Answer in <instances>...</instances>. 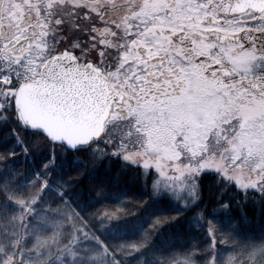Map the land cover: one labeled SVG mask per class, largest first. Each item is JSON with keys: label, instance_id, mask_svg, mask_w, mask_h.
<instances>
[{"label": "snow or ice", "instance_id": "obj_1", "mask_svg": "<svg viewBox=\"0 0 264 264\" xmlns=\"http://www.w3.org/2000/svg\"><path fill=\"white\" fill-rule=\"evenodd\" d=\"M105 7L123 9L121 21L114 20L111 28L101 31V51L97 52L99 65L105 68L100 74L106 81L110 78L111 90L115 92L108 104V115L115 123L106 118L98 132L76 142L49 137L52 145L59 144L66 150L60 157L63 164L85 166L84 161L75 157L73 165H69L67 153L94 149L89 159L99 158V164H93L90 174L109 159L113 166L140 170V175L148 170L140 190L148 204L141 211L148 214V227L153 234L145 230L143 243L132 246L130 255L139 264H145L149 249L164 250L158 241L170 245L173 233L183 234L184 228L192 231L193 220L199 223V234L210 242L206 243L207 250L214 252L212 224L219 223L221 214L235 231H241L236 223L239 214V225L250 226L264 240V113L252 116L242 110L254 101L264 103V0H109ZM96 15L102 25L106 24L103 15ZM27 19L25 16L24 20ZM10 26L0 25L4 29ZM18 26L24 28V22L20 21ZM105 36L108 38L104 39ZM189 39L191 48L185 43ZM233 40L238 43H230ZM237 48L242 50L239 57L234 54ZM190 51L197 58L194 75L198 83L213 85L208 93L213 97L209 102L212 107L194 110L187 119H176L185 110L186 98L192 99L186 71ZM205 56L211 63L199 67ZM209 68L213 70L211 78L207 75ZM219 71L224 75L217 78ZM0 84L10 89L11 78L0 77ZM18 105L15 91L9 94L8 90H0L2 143L17 138L15 131L7 133L14 119H20L9 116L19 111ZM157 121L172 125L165 129L166 135L157 137L160 143L153 138L160 127ZM119 123L131 127H126V136L117 142L109 138V133L118 135ZM21 127L37 131L34 124L29 128L24 123ZM134 136L135 146L144 149L136 156L128 154L126 143ZM43 152L46 154L37 156V160L52 162L55 168V147ZM40 168L46 170L47 164ZM207 177L215 178V207L211 209L203 183ZM160 201H166L167 206L155 211ZM149 204L153 207L149 208ZM164 212L172 214L161 218ZM134 219L143 224L139 214ZM205 255L194 246L186 259L173 264H197L196 258ZM213 262L214 256L202 264Z\"/></svg>", "mask_w": 264, "mask_h": 264}, {"label": "trees", "instance_id": "obj_2", "mask_svg": "<svg viewBox=\"0 0 264 264\" xmlns=\"http://www.w3.org/2000/svg\"><path fill=\"white\" fill-rule=\"evenodd\" d=\"M0 62V74L10 72L12 75L10 89L2 87L9 94L21 83L31 80L18 67H5L3 58ZM9 116L14 119L17 111ZM126 127L131 124H117L119 134L109 133V138L118 142L121 136H126ZM13 131L18 134L16 139L5 144L0 138V264H66L67 261L69 264H139L130 255L132 246L143 243L145 230L153 234L148 227V214L141 211L148 204L140 193L148 170L140 175V170L120 164L113 166L109 159L96 173L90 174L93 164H99V158L89 159L94 149L68 152L69 165H73L74 157L85 164L68 167L60 159L66 151L61 145H52L39 132L26 131L15 119L7 134ZM136 140L134 136L126 142L128 154L138 150ZM98 146L104 149L103 143ZM116 146L121 147L119 143ZM53 147L56 149L55 168L52 162L37 160V156L46 154L43 149ZM41 164H47V169L40 168ZM203 183L206 203L211 209L215 207L212 199L216 195L215 178L207 177ZM44 201L51 202L52 207L46 206ZM166 206V201H160L155 211H162L159 207ZM152 207L149 204V208ZM137 214L143 224L134 219ZM171 214L164 212L161 218ZM218 219L219 223L212 224L216 238L214 252L207 250L206 243L210 242L199 234V223L193 220L192 231L184 228L183 234L173 233L170 245L158 241L164 250L149 249L145 262L158 264L163 260L165 264H173L186 259L196 246L206 253L196 258L197 264L213 256V264H264V249L259 251L264 240L258 231L239 225V214L236 223L241 231H235L226 222L225 215H219ZM84 245L96 249L98 254L92 258L88 249L82 251Z\"/></svg>", "mask_w": 264, "mask_h": 264}, {"label": "flooded vegetation", "instance_id": "obj_3", "mask_svg": "<svg viewBox=\"0 0 264 264\" xmlns=\"http://www.w3.org/2000/svg\"><path fill=\"white\" fill-rule=\"evenodd\" d=\"M0 4V25H11L7 29L0 27V47L8 55L21 57L35 50L36 55H46L45 60H48L56 54L69 52L74 54L82 65L90 62L105 70L99 65L100 58L97 55V52L101 51L100 33L105 27L111 28L112 21L120 22L123 12V9L106 8L109 0H0ZM97 12L103 15L106 24L100 23ZM25 16L27 20H24ZM4 19L7 22H4ZM20 21L24 22V28L18 26ZM25 36L28 38L25 39ZM185 43L186 47H193L191 39ZM230 43L235 44L238 41L233 40ZM18 44L21 45L19 48H24L16 54L15 48ZM76 45H79V48L75 47ZM103 50L108 51L107 48ZM234 54L239 57L242 50L237 48ZM188 55L191 59L186 62V71L190 81L194 79L197 82L194 75L197 70V58L194 52L190 51ZM209 63L211 61L205 56L200 59L199 67H207ZM212 71L211 68L207 71L209 78L212 77ZM223 75V72L219 71L217 78ZM203 84L206 91L213 89L211 83ZM247 105L257 106L259 112L264 103L254 101ZM110 120L115 122L112 117Z\"/></svg>", "mask_w": 264, "mask_h": 264}, {"label": "water", "instance_id": "obj_4", "mask_svg": "<svg viewBox=\"0 0 264 264\" xmlns=\"http://www.w3.org/2000/svg\"><path fill=\"white\" fill-rule=\"evenodd\" d=\"M20 44L16 54L24 48ZM101 72L93 63L82 66L69 52L49 58L37 81H26L16 90L20 124L36 125L48 139L64 137L73 142L98 132L110 118L108 104L115 96Z\"/></svg>", "mask_w": 264, "mask_h": 264}, {"label": "rangeland", "instance_id": "obj_5", "mask_svg": "<svg viewBox=\"0 0 264 264\" xmlns=\"http://www.w3.org/2000/svg\"><path fill=\"white\" fill-rule=\"evenodd\" d=\"M22 9H25V8L22 7ZM0 14H2L1 4H0ZM4 22H7V21L4 19ZM0 24H1V21H0ZM0 51H2L0 53V59L1 58L4 59V64H5L4 66L5 67L15 66L16 69L18 67V69L22 70L24 73L26 72L27 76L30 79L38 77L39 69L42 66V64H44L45 59H46V55H44V56L36 55L37 53L34 52L35 50L31 51V52H29L26 55L21 56V57L10 56L7 53H5L1 47H0ZM0 65H1V62H0ZM5 73L7 75H9L8 77H10L12 79V77H11L12 75L10 72H5ZM4 86H6V85L2 84V86L0 87V90H5V89H2V87H4ZM204 86L205 85L203 83H198V81L196 82L194 79L191 80L190 95H191L192 99L188 100L186 98L185 103H184V109L185 110H184V112L177 114L175 117L176 119H181V118L187 119L190 116L191 112L194 110H197L200 108H204L205 110H207V109L212 107V105L209 102L213 99V97L207 95L212 90L208 89L206 91L205 89H203V88H205ZM12 91H15V90H12ZM167 103H170V101H168ZM257 108H258L257 106L246 105L242 110L245 111L247 114L252 115V116H257L260 113H264V105L259 108V112H258ZM165 115L167 116L168 113L165 112ZM171 119H173V117H169V120H171ZM156 123L159 124L160 127L157 129L156 133H154L153 138L156 139L157 143H160V141H159V139H157V137L166 135L165 129L167 127H171L172 125L171 124H165L164 121H157ZM143 150H144L143 148L139 147L137 151H133L129 154L136 156L137 153H142ZM162 179L163 178H161V180ZM258 191H259V189H258ZM44 203L46 206L52 207L51 202L44 201ZM86 249H88L93 254L92 258L98 254V252H96L97 251L96 249L88 248L86 245L82 246V251H85ZM262 249H264V244L259 249V251ZM252 254L255 255L256 251L254 250L252 252ZM64 261H67V260L64 259ZM148 263L149 262H145V264H148ZM66 264H69L68 261ZM150 264H152V263H150ZM158 264H159V262H158ZM163 264H165L164 261H163Z\"/></svg>", "mask_w": 264, "mask_h": 264}]
</instances>
